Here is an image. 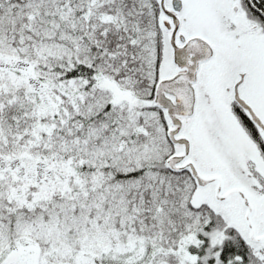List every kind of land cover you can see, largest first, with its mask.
Returning <instances> with one entry per match:
<instances>
[{
  "label": "snow or ice",
  "instance_id": "obj_1",
  "mask_svg": "<svg viewBox=\"0 0 264 264\" xmlns=\"http://www.w3.org/2000/svg\"><path fill=\"white\" fill-rule=\"evenodd\" d=\"M0 264H264V0H0Z\"/></svg>",
  "mask_w": 264,
  "mask_h": 264
}]
</instances>
